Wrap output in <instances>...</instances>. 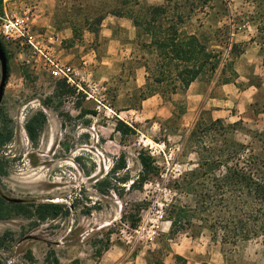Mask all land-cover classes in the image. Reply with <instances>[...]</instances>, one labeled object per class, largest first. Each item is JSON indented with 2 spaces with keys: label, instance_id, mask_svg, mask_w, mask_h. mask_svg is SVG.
<instances>
[{
  "label": "rangeland",
  "instance_id": "rangeland-1",
  "mask_svg": "<svg viewBox=\"0 0 264 264\" xmlns=\"http://www.w3.org/2000/svg\"><path fill=\"white\" fill-rule=\"evenodd\" d=\"M161 5L168 20L184 17L181 38L194 35L221 54L219 70L186 90L155 82L158 52L132 20L144 22ZM25 14L43 54L0 30L9 60L0 195L23 200L1 208L0 264H175L176 255L187 264H264L263 240L224 245L207 231L174 235L164 216L176 199L193 203L175 185L200 162L193 131L220 120L235 125L232 139L259 150L264 0H0V17ZM118 122L132 132L121 134ZM140 153L159 173L132 187ZM43 203L62 205V214L39 219Z\"/></svg>",
  "mask_w": 264,
  "mask_h": 264
},
{
  "label": "trees",
  "instance_id": "trees-1",
  "mask_svg": "<svg viewBox=\"0 0 264 264\" xmlns=\"http://www.w3.org/2000/svg\"><path fill=\"white\" fill-rule=\"evenodd\" d=\"M147 11L149 16L144 22L133 17L132 20L136 28L144 25V33L152 38L150 45L158 52L160 76L155 82H169L173 91L186 90L200 77L219 70L220 53L210 52L194 35L181 38L182 15H177L174 21L168 20L166 5L151 6ZM162 21L169 22L165 26ZM221 73L222 83L230 84L232 79L225 68ZM234 126L216 120L192 132L191 140L196 143L193 152L200 162L175 181V185L182 194L191 195L193 203L176 199L165 208L164 216L171 224V234L191 232L196 236L207 231L212 242L224 245L264 241V133L253 134V139L260 143L256 151L253 143H240L231 138ZM117 129L123 135L132 132L121 122ZM27 130L31 140H35V128L28 124ZM207 140L212 141L211 144L208 145ZM121 161L118 169L124 171L127 168L125 158ZM139 161L142 169L132 187L148 183L159 173V167L150 155L140 153ZM0 173H3L1 168ZM7 204L20 206L0 195V211ZM63 209L60 204L43 203L36 206L35 212L39 219L45 220L59 216ZM156 264L163 262L158 260ZM175 264H187V260L176 255Z\"/></svg>",
  "mask_w": 264,
  "mask_h": 264
},
{
  "label": "built area",
  "instance_id": "built-area-1",
  "mask_svg": "<svg viewBox=\"0 0 264 264\" xmlns=\"http://www.w3.org/2000/svg\"><path fill=\"white\" fill-rule=\"evenodd\" d=\"M0 30L7 39L12 42H18L21 46H27L35 51L43 54L41 44L38 43L32 35L30 17L25 14L22 17L8 16L5 18L0 17ZM48 61L54 65L52 59ZM58 67V65H56ZM68 79L71 80L69 75L63 70L59 69Z\"/></svg>",
  "mask_w": 264,
  "mask_h": 264
},
{
  "label": "water",
  "instance_id": "water-1",
  "mask_svg": "<svg viewBox=\"0 0 264 264\" xmlns=\"http://www.w3.org/2000/svg\"><path fill=\"white\" fill-rule=\"evenodd\" d=\"M0 65H1V80H0V105L2 103V100L5 95V88L7 85L8 77H9V70H8V58L6 55V51L4 50L3 45L0 43ZM2 197L10 202V203H22L23 200L15 199V198H9L5 195H2Z\"/></svg>",
  "mask_w": 264,
  "mask_h": 264
},
{
  "label": "crops",
  "instance_id": "crops-1",
  "mask_svg": "<svg viewBox=\"0 0 264 264\" xmlns=\"http://www.w3.org/2000/svg\"><path fill=\"white\" fill-rule=\"evenodd\" d=\"M196 82H193L192 84H191V86L193 85V84H195ZM191 86H190V88H191Z\"/></svg>",
  "mask_w": 264,
  "mask_h": 264
}]
</instances>
